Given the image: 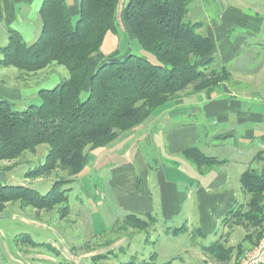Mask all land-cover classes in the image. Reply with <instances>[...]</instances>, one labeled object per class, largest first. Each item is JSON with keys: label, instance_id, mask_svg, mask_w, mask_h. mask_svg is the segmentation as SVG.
I'll return each mask as SVG.
<instances>
[{"label": "trees", "instance_id": "1", "mask_svg": "<svg viewBox=\"0 0 264 264\" xmlns=\"http://www.w3.org/2000/svg\"><path fill=\"white\" fill-rule=\"evenodd\" d=\"M190 3L191 0H79V18L74 21L66 0H43L42 27L34 42L28 44L17 29L8 28L9 41L0 46V66L31 73L61 64L68 68L70 76L55 86L40 89L42 104L33 103L18 111L10 101L0 99V161L16 159L24 151H35L45 143L50 146L46 160L26 176L36 177L58 166L76 176L88 164V147L104 149L120 133L140 126L191 85L200 82L194 86L199 90L209 82L217 86L228 80L230 71L226 66L221 71L210 70L209 65L216 60V45L209 35L199 33L201 22L185 20ZM119 19L158 63L130 53L123 58L102 59L93 69L91 57L100 51L109 31H117ZM85 91L87 96L83 99ZM183 155L199 167L225 161L206 155L195 145L185 149ZM74 181L57 179L45 194L24 184L0 181V202L19 200L22 206L46 209L62 205L64 216L70 212L67 190L72 188L63 186ZM240 183L245 193L251 194L249 210L243 216L248 222L261 225L264 168L259 171L248 167ZM125 217L128 227L136 226L142 231L157 222L150 212ZM165 229L168 235H178L186 228ZM196 232L202 231L197 228ZM263 234L264 229L259 240ZM25 239L37 244L30 236ZM203 248L221 260L233 250L219 240ZM157 257L155 253L146 260L133 256L122 264H156Z\"/></svg>", "mask_w": 264, "mask_h": 264}, {"label": "rangeland", "instance_id": "2", "mask_svg": "<svg viewBox=\"0 0 264 264\" xmlns=\"http://www.w3.org/2000/svg\"><path fill=\"white\" fill-rule=\"evenodd\" d=\"M66 1L71 5L75 0ZM228 6L235 7L239 13L233 10L226 11ZM26 10L28 6L24 0H8L6 5H2L0 46H4L9 41L8 18ZM235 14L239 18L235 17ZM78 18L79 15H75L73 20L76 21ZM185 20L201 22L199 28L201 34L209 35L208 32H212L217 42V52L216 60L209 65L210 70L221 71L223 66H226L230 71V78L224 81L229 89L239 96L240 93L236 92L243 87L241 81L244 82V78L251 74L255 75L264 64V0H191ZM33 22L35 24L28 28L20 27L22 36L28 44L37 39L32 40V33L36 32L33 30L37 26L35 20ZM37 22L40 31L41 19ZM98 53L101 60L110 57L123 58L133 53L144 55L152 62L158 63L157 58L151 52L144 50L137 39L133 38L121 19L117 31H109ZM69 76L68 68L61 64H52L48 68L31 73L14 66H0V99H7L18 111L26 109L33 103L42 104L39 90L55 86ZM194 86L184 91L191 90ZM252 93L254 94L252 98L255 97L251 99L252 101H264L262 91ZM86 96L87 91L82 94V98ZM228 96L227 98H232ZM185 105L187 106L186 103L182 106ZM188 105L182 108L179 106L172 112L171 115H175L167 122L166 129L162 130L163 133L178 130L174 127L178 126L179 120L188 124L187 126L196 125L201 121L204 124L209 123L207 113L199 107V104H192L195 107ZM153 121L156 120L152 116L144 123L148 126ZM159 122L166 123L162 118ZM223 126L228 127V124ZM141 130L142 128L122 132L114 142L101 150H91L88 147L86 149V152H89L88 164L76 176H72L69 169L63 166L36 177L26 176L29 170L46 160L50 146L45 143L38 145L35 151H24L22 156L16 159L1 160L0 181L5 184H24L45 194L57 179H75V181L63 186V188H72L67 190L69 193L67 205L70 207V212L64 216L62 205L46 209L22 206L19 200L0 202V264H64L66 262L122 264L131 260L133 256H137L140 260L149 259L153 253L158 255L156 264H164L170 260V254L175 251L180 253L185 247L193 249L200 241L207 245L217 241L218 232L206 237L197 234V227H194L193 233H184L179 237L165 234L164 229L167 226L178 225L184 214L174 216V222L171 223L165 220L159 202L161 189L156 172L163 167L167 174L171 173L170 177L178 184L180 200L185 194H190L186 188V183L190 182L187 179H192L194 184L201 175L197 174L196 165L170 148V139L148 141L141 138L143 133ZM191 144L200 145L197 140ZM235 147L233 142L224 150L230 154L231 148L230 155L234 156ZM260 148L258 143H254L250 149L255 153ZM136 154L142 156L143 163L150 170L151 182L148 188L141 183L142 163L140 164L139 161L137 163ZM173 161L182 162L184 166L179 169ZM130 162L141 178L136 185L135 196L130 194L133 191L127 183L123 186L113 183L114 169L126 166L129 175L131 169L128 164L132 165ZM235 167L242 169L241 164L234 165L232 172L234 182L237 180ZM148 192L154 207L150 212L157 222L144 231L136 226L128 227L123 221L126 215L130 213L142 215L146 212L144 209H131L132 203L128 201L137 198L142 207L146 204L143 198ZM185 198L191 200L189 197ZM194 222L196 223L197 220ZM192 226L190 224L191 228ZM25 236H30L37 244L28 243L26 239L24 240ZM98 255H107V257L97 258Z\"/></svg>", "mask_w": 264, "mask_h": 264}, {"label": "crops", "instance_id": "3", "mask_svg": "<svg viewBox=\"0 0 264 264\" xmlns=\"http://www.w3.org/2000/svg\"><path fill=\"white\" fill-rule=\"evenodd\" d=\"M24 1L27 3L28 10L24 13L21 12L15 16H10L8 18V28L17 29L21 33L20 27L28 28L29 26H33L35 24L33 20H35L37 26L34 28L33 32L35 30L36 32L35 34L32 33V40H34L39 37L40 33V31H38L39 27L37 20L40 19V6L43 0ZM7 3L8 0H0V13L2 12V5H6ZM69 7H71L73 17L78 15L79 7L77 0L74 1V4H69ZM228 10L239 13L238 9L235 7L232 8L228 6L226 11ZM235 17L239 18L237 14H235ZM208 33L215 42L216 54L217 42L214 40L212 32L209 31ZM99 55L100 53H97L91 57L93 69L101 60ZM229 58L228 56L227 59ZM224 59L226 60V58ZM256 72L255 75L251 74L247 78H244V82L241 81L240 84L243 87L240 91L237 90L239 92H236L238 94L240 93L239 96L229 89L226 81L219 83L217 86L209 82L199 90L193 87L191 90L188 89L184 92L182 91V93L180 92V96H178L176 100L171 101L169 104L156 111L153 114V118L156 121H153L148 126L143 122L134 129V131H136L142 128L141 132L143 133H141V138L148 141H167V139H170V148L180 155H183L185 149L194 147V145L198 146L197 144H191L194 140H197V143L199 142L200 144L198 147H200L206 155L215 156L219 160H225L221 163L216 162L214 164H208V166L199 167L195 162H192L183 155L184 158L191 161V164L197 166L196 172L201 175V177L197 180L198 182L194 184H192V179H187L190 182L188 184L186 183V188L192 195L185 194L182 200H180L177 182L170 177L171 173L167 174L163 167L156 172L159 188L161 189L159 202L162 214L165 215V220L171 223V221L174 222V216H182L184 214V216L180 218L181 220L178 225L167 227L178 228L185 226L186 229L184 233H193L194 227H197L202 231L197 234L206 237L211 236L213 232H218V240L226 247H231L233 249L229 257L225 260H221L215 255L207 253L203 246L208 245L200 241L193 249L185 247V249L180 250V253L179 251H175L170 254L169 261H171L172 264H237L243 257L245 251L251 249V247L257 243L264 229V221L261 225H254L248 222L243 216L244 213L249 210L251 194L245 193L240 183V177L248 167L255 168L259 171L264 168V101L254 102L251 100L255 99V97L252 98L254 95L252 92L254 91H262L264 94V64ZM227 96H231L232 98L229 99ZM184 103H186L187 106H182ZM188 104H199V107L204 109L205 113H207L209 123L204 124L203 121H201L199 123L197 122L196 125L189 124L190 126H187L188 124L179 120L178 126L174 127L178 130H172L166 134L163 133L162 130L166 129L167 122L175 115H171L172 112H174L176 108H179V106H181V108L188 107ZM191 107L195 106L192 105ZM161 118L162 121L166 123H160L159 119ZM223 124H228V127L223 126ZM233 142L237 147L234 148L233 153H236L234 156L230 155L232 154L231 148L230 154L224 150L227 145ZM254 143H258V145L261 146L260 150L255 153L250 149ZM135 157L137 158V163L138 161L140 164L142 163L141 168L143 177L141 183L148 188L151 182L150 170L148 166L143 163L142 156L136 154ZM131 162L130 164H132ZM173 162L172 163L179 169L184 166L182 162ZM239 164H241L242 169L239 170L238 167H235L237 180L234 182L232 179L233 167ZM128 167L131 169L129 175L126 172V166H120L114 169L112 173L114 178L113 183H117L120 186L127 183L133 191L130 194L135 196L137 193L136 185L139 184L141 178L137 175L133 164H128ZM185 197H189L191 200L188 201ZM128 202L132 203L131 209H144L146 212H150V210L154 208L152 207L153 203L150 192L144 196L143 202L146 204L142 207H140L141 203L137 198L130 199ZM236 206H238V208L235 213L232 214L231 211H233V208ZM224 219L226 220L224 221ZM195 220H197L196 223L194 222ZM193 223L195 224L192 226ZM190 224L193 228L190 227ZM165 230L166 229H164V232ZM184 233L171 235L173 237H179ZM165 234L168 235L166 232Z\"/></svg>", "mask_w": 264, "mask_h": 264}, {"label": "built area", "instance_id": "4", "mask_svg": "<svg viewBox=\"0 0 264 264\" xmlns=\"http://www.w3.org/2000/svg\"><path fill=\"white\" fill-rule=\"evenodd\" d=\"M237 264H264V234L251 249L245 251Z\"/></svg>", "mask_w": 264, "mask_h": 264}]
</instances>
